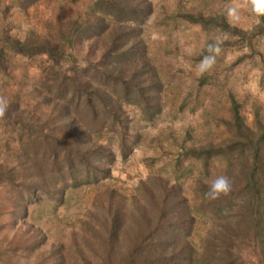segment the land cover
<instances>
[{"label":"rangeland","instance_id":"1","mask_svg":"<svg viewBox=\"0 0 264 264\" xmlns=\"http://www.w3.org/2000/svg\"><path fill=\"white\" fill-rule=\"evenodd\" d=\"M110 1L0 0V98L7 101L0 118V264H141L137 256L149 238L166 235L147 233L139 215L143 208L147 217H156V201L147 200L144 188L157 199L158 181L179 188L190 217L185 240L192 261L178 264H196L205 251L221 249L222 215L231 219L233 203L206 199L204 181L217 175L240 181V155H212L203 165L187 150L232 137L225 123L231 99L249 127L256 117L264 119V32L253 30L257 17L243 8L239 20L229 22L227 7L241 0H138L139 6H149L131 33L141 51L124 62L123 74L128 76L135 59L143 62L138 74L157 79L149 90H157L159 109L145 119L133 84L127 100L123 84L105 74L108 66L120 65L103 56L105 48L119 29L133 24L107 10ZM187 15L200 16L205 25ZM222 18L245 33L221 27ZM7 37L28 39L33 49L46 44L52 56L14 51ZM218 37L223 43L216 63L201 76L196 66ZM84 82L117 96L114 110L125 117L122 125L84 92ZM80 131L110 153L99 161L108 167L107 175L84 180L98 169L100 157L92 153L86 166L75 150L68 151L71 165L66 164L67 147L79 143ZM113 211L117 218L110 237ZM235 229L231 264H264L242 223ZM172 234L178 248L180 232Z\"/></svg>","mask_w":264,"mask_h":264},{"label":"trees","instance_id":"2","mask_svg":"<svg viewBox=\"0 0 264 264\" xmlns=\"http://www.w3.org/2000/svg\"><path fill=\"white\" fill-rule=\"evenodd\" d=\"M29 2L32 0H28ZM132 0H111L106 3L107 10L111 11L117 18H127L132 21L133 24L127 26L126 28L119 29L116 34L113 36L111 42L105 48L103 56H109L111 60L120 62L118 65L109 67L106 69L108 73L105 72L108 76H112L114 80H119L122 83L123 92L125 99L128 98L126 91L130 88L131 84L135 88L134 91L137 97L141 100V111L142 116L145 119H150L159 109V102L156 99L157 90H149L150 87L154 89L157 87V79L152 76L153 74H138L142 70L143 62L141 61L134 62L132 67L129 66L128 76L123 74L124 67L126 63H130L128 60H133L134 56L138 55L139 48L136 40H134L131 33L135 32V26L140 23L144 15L149 10L148 4H143L139 6L138 0L129 4ZM113 7V8H112ZM191 20L198 21L201 25H205V20L200 16H191L187 15ZM212 19L211 17L209 20ZM208 21V20H207ZM221 27L231 30L233 32L244 34L245 31L236 28L235 26H228L225 20L222 18L220 20ZM137 30V28H136ZM253 30L256 32H264V16L259 17V23H256L253 27ZM128 38V39H127ZM120 41L121 45H117L116 41ZM9 45L14 51L23 52V53H33L36 51H45L48 55L52 56V47L43 44L37 45L35 49L30 46L28 39L18 40L14 37H7ZM137 53V54H136ZM2 61V54L0 52V63ZM146 78H148L146 80ZM86 86L84 92L91 94L96 101L103 108H107L109 112H112L113 118L118 124L122 125L125 121V117H120L114 108L116 104L114 101H117V96H110L106 92L99 90L97 87L89 85L88 83H83ZM122 92V93H123ZM119 95V94H118ZM88 105H91V99H86ZM231 117L225 123L227 127H231L233 130L232 137L222 141L218 144L207 145L205 147L199 148H189L187 152L192 153L193 155L199 157L202 160V164L206 165L207 159L212 155H225L228 156V153L234 151L240 159L239 161L240 173L242 174L240 181H236L235 177H231L232 191L227 196H221V200L224 203H233V212L230 214L231 219L222 215L225 219L221 220L219 229L221 233L218 235L220 250L219 252L213 253L212 251L207 250L205 254L202 255L201 259H194L196 264H203L204 262H212L214 264H231V259L233 253L231 252V247L234 245L235 235L237 233L236 229L238 224L242 223L243 232H249V237L260 247L262 256L264 257V119L261 121L257 117L254 119L255 126L254 128L249 127L245 124L242 116L237 111V104L233 99H231L230 106ZM256 115V114H255ZM82 131L79 132L77 140L79 143H70V146L67 147V153L65 154V162L67 165H71L70 154L68 151L75 150L80 159L86 166H90L89 162L91 156L88 153H92L96 157H100L96 160L95 166H97V172L93 175L86 177L84 180H89L96 178L97 175L105 176L108 174L109 170L105 164H100L101 159H108L110 153L103 149V146L95 142H90L86 140V137L83 136ZM76 140V142H77ZM89 143V145H88ZM120 153L122 156L125 155L124 147V137L120 135ZM102 157V158H101ZM98 163V164H97ZM236 170V171H237ZM99 173V174H97ZM236 175V174H234ZM150 176H147L145 180L139 181V186L147 183L150 179ZM74 179V178H73ZM238 179V180H239ZM75 183V180H73ZM161 185L160 197L155 199L151 192L145 187L144 194L146 195L147 200L156 201L154 219L147 217L144 214L143 208H139V215L144 219L143 226L145 231L149 233V230H160L162 234H166L163 240L156 236L152 235V238H149V241L145 244V250L137 256V261L141 264H178V261H192L190 255V248L187 241L185 240V235L188 232L187 230V221L190 217L187 214V206L185 204V198L180 195L179 188L176 185L172 184L170 186H165L164 181H158ZM232 182V181H231ZM238 184V185H237ZM144 187V186H143ZM227 207V208H228ZM218 209L224 208L222 205L217 207ZM117 211H113L110 216V225L111 229L109 230V235L114 236L113 225L116 222ZM150 230V231H151ZM180 232V250H183L180 253L177 247L173 245L175 241L174 234L170 237V232ZM151 233V232H150ZM168 234V235H167ZM237 237V236H236ZM169 245V246H168Z\"/></svg>","mask_w":264,"mask_h":264},{"label":"clouds","instance_id":"3","mask_svg":"<svg viewBox=\"0 0 264 264\" xmlns=\"http://www.w3.org/2000/svg\"><path fill=\"white\" fill-rule=\"evenodd\" d=\"M243 8L257 17V23H259V17L264 16V0H241L236 5L227 7L226 17L229 22L238 21L240 18V9ZM228 34H223V38L227 39ZM223 40L219 37L215 42L208 45L209 55H205L203 59L197 64L196 69L199 75H203L206 72H210L215 63L216 56L220 53V45ZM7 109V101L0 98V118L5 115ZM207 184V191L203 194L208 200H216L221 196H227L232 191V182L227 175H217L213 178H206L204 181Z\"/></svg>","mask_w":264,"mask_h":264}]
</instances>
